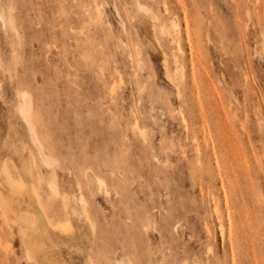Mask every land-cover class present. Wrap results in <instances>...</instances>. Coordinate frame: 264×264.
Instances as JSON below:
<instances>
[{"label": "rangeland", "instance_id": "rangeland-1", "mask_svg": "<svg viewBox=\"0 0 264 264\" xmlns=\"http://www.w3.org/2000/svg\"><path fill=\"white\" fill-rule=\"evenodd\" d=\"M0 15L15 27L0 18V192L2 168L24 186L0 208V264H264V0H0ZM24 236L45 250L29 258Z\"/></svg>", "mask_w": 264, "mask_h": 264}, {"label": "bare ground", "instance_id": "bare-ground-1", "mask_svg": "<svg viewBox=\"0 0 264 264\" xmlns=\"http://www.w3.org/2000/svg\"><path fill=\"white\" fill-rule=\"evenodd\" d=\"M139 8H140V10H145L142 6H139ZM0 18H1V20H2V22H3L4 25H6V23H7V25L10 28H12V29L15 30L14 22H13V19H12L11 16H9L7 18V20L4 19L2 15H0ZM171 26L174 29H179V25L176 22H173L171 24ZM160 32L163 33L164 31L163 30H160ZM178 32H180V31H178ZM176 34H179V33H176ZM177 39H175V40H177ZM179 41H181V39ZM176 42H177L176 43L177 44L176 48L178 47L179 51H181V47H180L181 46L180 45L181 43H179L178 41H176ZM157 44H158V42H157ZM152 48H153V46H152ZM152 48H151V50H152ZM174 63H177L176 60H175ZM164 65H165V73L168 76L167 78H169L171 80V77L169 75V71L166 68V65L167 64L165 63V61H164ZM179 66H180V70L183 71L184 70V66L183 65H179ZM175 90H176L178 96H180V91L177 88ZM18 96H19V99L21 100V104L17 108V111H18V114L23 117V119H24V121H25V123H26V125L28 127L29 135H30V142H31L32 146L36 150V159H37V161H34V160L33 161H34L35 164L37 163V164H40V165L45 166V167H51L52 161L50 160V158H48L47 156H45V154L43 153L42 145H41V143L39 141L37 132L35 130V126H34V123H33V120H32V115H31L32 113H31V105H30L29 97L25 93H18ZM142 135H143V132H142ZM21 149H23V147L20 148V149H18V150H21ZM16 152H18V151L16 150ZM37 167H38V165H37ZM22 171H24V173H28L29 172L28 165H24ZM2 174H3V178L5 179L6 185L8 187L10 196H11L10 197L11 198V202L8 203L5 200V198L3 197V195L1 194V192H0V208H1V210L4 213H8V212H12V210H11L12 201L15 199V197H17V195H19V194L22 195V189H24V186H23V181H21L20 183L16 182L14 180L13 176H11L5 168H2ZM21 179H22V177H21ZM43 179H44L43 176L39 172V182H42ZM51 179H54V178L52 177ZM98 185H99V187L102 186V182L99 181V180H98ZM49 189L53 193H56L57 192L56 185H55L54 181H50L49 182ZM79 202L81 204L80 210H81L82 215H84L85 217L88 218V210L86 208V201H85V199L83 197H80V201ZM36 212H37V217L40 220V227L47 233L48 230H49V228H50L49 222L45 219V216L41 212V210L39 209V207L36 208ZM75 212H76V210L73 209V207H72L71 208V211L69 213L71 214V213H75ZM68 228H69V226H66V225H57L56 227L54 226L53 230L58 231L60 233H65L68 230ZM47 239H48V236H47ZM23 244L25 246L26 253H27V256L29 258L35 256L37 253H40L41 251H44L45 250V247H46V244H45V241L43 240V238L36 237V236L35 237H27V236H24L23 237ZM50 262H52V261H50ZM87 263L88 264H92L91 261H89V260L87 261ZM47 264H48V262H47ZM56 264H59V263L56 262Z\"/></svg>", "mask_w": 264, "mask_h": 264}]
</instances>
